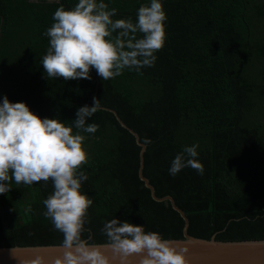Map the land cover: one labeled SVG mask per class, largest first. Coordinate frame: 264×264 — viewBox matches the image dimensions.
I'll list each match as a JSON object with an SVG mask.
<instances>
[{"label":"trees","instance_id":"1","mask_svg":"<svg viewBox=\"0 0 264 264\" xmlns=\"http://www.w3.org/2000/svg\"><path fill=\"white\" fill-rule=\"evenodd\" d=\"M77 2L0 0V99L66 124L93 96L100 100L88 120L99 129L84 133L88 162L81 167L88 177L81 192L93 200L85 228L94 242L105 241L100 230L112 218L183 238V219L140 180V147L114 113L147 146L143 175L158 198L174 199L190 236L264 240V0H160L166 36L153 67L108 81L94 70L91 80L48 78L44 33L60 5ZM104 2L117 9L113 19L135 21L149 0ZM193 144L203 175L190 167L170 175L173 158ZM10 187L0 195V248L60 245L62 234L43 215L52 182Z\"/></svg>","mask_w":264,"mask_h":264},{"label":"clouds","instance_id":"2","mask_svg":"<svg viewBox=\"0 0 264 264\" xmlns=\"http://www.w3.org/2000/svg\"><path fill=\"white\" fill-rule=\"evenodd\" d=\"M116 8L104 0H78L70 9L60 5L44 35L48 47L41 64L48 78L64 81L91 80L95 71L101 80L119 77L127 70L140 73L153 67L165 43L166 13L160 0H149L131 17L113 19ZM142 74V73H141ZM100 110L95 96L92 105L79 107L70 124L54 118L41 119L23 102L0 99V195L12 189L11 182L32 186L52 182L53 190L43 200L44 217L62 234V256L55 264H188L187 249L173 246L159 232L143 225L112 218L105 221L103 243H96L85 228L93 200L81 192L88 177L81 170L88 162L85 135L94 134L99 125L88 120ZM198 145L185 146L171 161L169 174L192 168L200 175ZM32 211L31 206L25 209ZM88 231L85 238L84 233ZM31 264H43L42 258Z\"/></svg>","mask_w":264,"mask_h":264},{"label":"water","instance_id":"3","mask_svg":"<svg viewBox=\"0 0 264 264\" xmlns=\"http://www.w3.org/2000/svg\"><path fill=\"white\" fill-rule=\"evenodd\" d=\"M113 112V111H112ZM114 113V112H113ZM122 127L134 137L136 144L140 147L138 176L144 186L150 191L151 197L156 202L168 201L184 221L183 238L170 239L173 246L187 249L185 253L188 264H264V240L249 241H217L201 239L190 236L187 232L189 221L184 212L175 204L170 196L158 198L155 195L154 187L143 175L144 153L147 146L140 142L136 132L126 126L114 113ZM62 256V249L59 245L43 246H15L0 248V264H31L37 258L43 259V264H55V261ZM130 264H138V259L133 258Z\"/></svg>","mask_w":264,"mask_h":264},{"label":"rangeland","instance_id":"4","mask_svg":"<svg viewBox=\"0 0 264 264\" xmlns=\"http://www.w3.org/2000/svg\"><path fill=\"white\" fill-rule=\"evenodd\" d=\"M48 1H55V0H48Z\"/></svg>","mask_w":264,"mask_h":264}]
</instances>
